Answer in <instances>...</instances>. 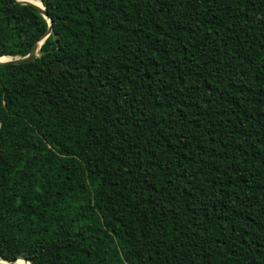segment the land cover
<instances>
[{
	"label": "trees",
	"instance_id": "16d2710c",
	"mask_svg": "<svg viewBox=\"0 0 264 264\" xmlns=\"http://www.w3.org/2000/svg\"><path fill=\"white\" fill-rule=\"evenodd\" d=\"M42 1L0 63V260L264 264V0ZM48 29L0 0V56Z\"/></svg>",
	"mask_w": 264,
	"mask_h": 264
},
{
	"label": "water",
	"instance_id": "95a60500",
	"mask_svg": "<svg viewBox=\"0 0 264 264\" xmlns=\"http://www.w3.org/2000/svg\"><path fill=\"white\" fill-rule=\"evenodd\" d=\"M18 2H21L23 4H33L35 5L41 12L42 14L48 19L49 21V29L46 32V34L39 40L37 41L34 46L32 47L31 51L25 55V56H16V57H12V56H0V63H6V62H12V63H25V62H29L32 61L34 59H36L39 55H40V48L42 46V43L44 42V40L46 39V37L52 32L53 30V21L52 19L48 16V13L46 11V7L43 3L42 0L41 3L42 5L37 4L34 0H16ZM0 127H1V120H0ZM19 259L24 260L25 262H29L30 264L31 261L25 257H20L17 258L13 261H7V260H0V264H12V263H17L19 264Z\"/></svg>",
	"mask_w": 264,
	"mask_h": 264
},
{
	"label": "bare ground",
	"instance_id": "6f19581e",
	"mask_svg": "<svg viewBox=\"0 0 264 264\" xmlns=\"http://www.w3.org/2000/svg\"><path fill=\"white\" fill-rule=\"evenodd\" d=\"M37 4L42 5L41 1H35ZM19 264H30L29 262H25L22 259H19Z\"/></svg>",
	"mask_w": 264,
	"mask_h": 264
}]
</instances>
